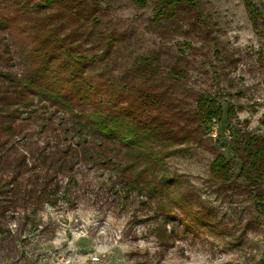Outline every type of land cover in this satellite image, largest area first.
<instances>
[{
	"label": "rangeland",
	"instance_id": "1",
	"mask_svg": "<svg viewBox=\"0 0 264 264\" xmlns=\"http://www.w3.org/2000/svg\"><path fill=\"white\" fill-rule=\"evenodd\" d=\"M39 1L0 0V72L23 79H0V179L21 171L24 194L49 163L72 171L57 173L52 204L7 207L18 253L33 264H259L264 174L246 149L264 139V0H178L164 15L160 0ZM144 84L164 106L138 119L170 131L158 140L170 156L156 163L100 138L90 147L108 164L76 160L78 115H119ZM216 155L228 183L209 178Z\"/></svg>",
	"mask_w": 264,
	"mask_h": 264
},
{
	"label": "trees",
	"instance_id": "2",
	"mask_svg": "<svg viewBox=\"0 0 264 264\" xmlns=\"http://www.w3.org/2000/svg\"><path fill=\"white\" fill-rule=\"evenodd\" d=\"M134 1L140 5L144 4L143 0ZM52 2L53 0H40L33 6L41 10ZM177 2L178 0H160L162 5H157L155 9L158 14L164 15V7H174ZM149 61V58H143L141 59V65H148ZM0 79L3 82H8L10 85H16L23 81L21 77L9 72H0ZM151 80L153 82V80L156 79L152 77ZM155 82L158 81L156 80ZM33 83V80H30L27 83H23V87L29 88ZM146 84L143 85V88L138 92L136 98L133 101L130 100L128 106L120 111L119 115L101 113L99 111H92L88 114L78 113L79 117L76 121V130L71 133L72 139L74 140V146H80V151L74 150L76 160L82 159L91 165L99 162L102 164H108V160L106 159L101 158L99 161L96 160L94 158L93 149L90 147L95 143L94 140L99 141L100 138H107L110 141L127 147L129 150H137L142 156L148 153L150 158L156 163L160 162L162 158L170 156L171 150L158 147L161 146V143L158 141L160 137L171 140L170 137H164L160 135V133L168 135L166 131H170L163 128L162 125L155 124L156 126H153V123H149V121L138 119V114H144L146 110L148 111L149 108L151 109V106L158 108L164 106V103L162 102L163 97L160 96V93L158 95H151L146 89ZM54 97L57 100L60 99V96L57 94H55ZM205 102L206 99L199 97L197 99V107L202 111L200 115L205 120H210L214 118L216 112L212 108L209 109L208 107H205ZM232 111L233 110H230V112ZM71 112L76 114L73 111ZM5 115L7 117L15 116L13 112H7ZM125 120L126 122L123 123ZM3 130L8 131L9 127L5 126L3 127ZM88 138H91V141H88ZM257 141L258 139L253 137L248 141V145L250 143L253 145V143H256ZM261 142L262 143L254 150V152L249 148L246 149V153L251 158V165L249 166L250 171H254L259 177H261V174H264V139ZM86 144H88V146H85ZM65 151H67V149ZM64 165L65 162L62 160H60L56 167H53L54 165L49 163L48 166L50 169L46 172L51 173V176L44 180L42 186L38 190L32 188L24 194L20 193V190L17 189L18 185L17 187L15 185L21 171L11 172V176L8 179H0V260L2 262L0 264H33V261L28 260L29 257L24 250L18 253V247L14 244V241L15 243L18 241L17 232L9 229L6 224H2L1 221H4L3 219L9 212L7 209L9 206L14 207L17 204H20L23 207H27L28 204H52V198L60 191L58 183H53L57 173L72 171V168L69 167L68 163V168L66 171H63ZM244 172L247 174V179L249 181L253 180V175L248 170H245ZM209 178L219 183L229 182L230 175L222 155H216L212 161L209 168ZM259 264H264V253L259 260Z\"/></svg>",
	"mask_w": 264,
	"mask_h": 264
}]
</instances>
